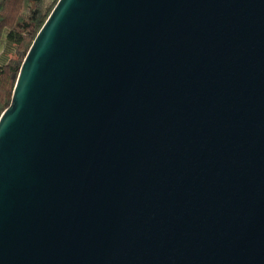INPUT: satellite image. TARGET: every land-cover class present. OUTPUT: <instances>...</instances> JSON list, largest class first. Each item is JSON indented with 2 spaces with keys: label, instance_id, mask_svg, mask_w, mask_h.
<instances>
[{
  "label": "water",
  "instance_id": "1",
  "mask_svg": "<svg viewBox=\"0 0 264 264\" xmlns=\"http://www.w3.org/2000/svg\"><path fill=\"white\" fill-rule=\"evenodd\" d=\"M0 264H264V0H59L0 117Z\"/></svg>",
  "mask_w": 264,
  "mask_h": 264
},
{
  "label": "trees",
  "instance_id": "2",
  "mask_svg": "<svg viewBox=\"0 0 264 264\" xmlns=\"http://www.w3.org/2000/svg\"><path fill=\"white\" fill-rule=\"evenodd\" d=\"M59 0H0V117L10 106L21 65Z\"/></svg>",
  "mask_w": 264,
  "mask_h": 264
},
{
  "label": "crops",
  "instance_id": "3",
  "mask_svg": "<svg viewBox=\"0 0 264 264\" xmlns=\"http://www.w3.org/2000/svg\"><path fill=\"white\" fill-rule=\"evenodd\" d=\"M4 56H5V54L1 52L0 57H2V59L6 60V58H3Z\"/></svg>",
  "mask_w": 264,
  "mask_h": 264
},
{
  "label": "rangeland",
  "instance_id": "4",
  "mask_svg": "<svg viewBox=\"0 0 264 264\" xmlns=\"http://www.w3.org/2000/svg\"><path fill=\"white\" fill-rule=\"evenodd\" d=\"M3 45L0 46V53L3 51ZM4 52V51H3ZM5 53V52H4Z\"/></svg>",
  "mask_w": 264,
  "mask_h": 264
}]
</instances>
